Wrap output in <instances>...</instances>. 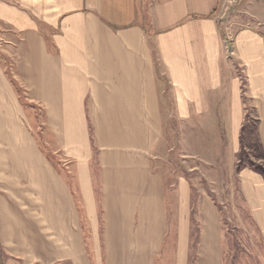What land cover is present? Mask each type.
Returning <instances> with one entry per match:
<instances>
[{
	"label": "crops",
	"instance_id": "0c3cea01",
	"mask_svg": "<svg viewBox=\"0 0 264 264\" xmlns=\"http://www.w3.org/2000/svg\"><path fill=\"white\" fill-rule=\"evenodd\" d=\"M219 5L0 0L6 253L27 264H224L216 203L202 195L198 223L190 182L168 179L153 162L173 118L198 126L206 114L239 149L246 104L236 64L264 153V34L244 28L231 40ZM8 62L42 121L20 101ZM238 176L264 240V174L243 166Z\"/></svg>",
	"mask_w": 264,
	"mask_h": 264
},
{
	"label": "rangeland",
	"instance_id": "374dc122",
	"mask_svg": "<svg viewBox=\"0 0 264 264\" xmlns=\"http://www.w3.org/2000/svg\"><path fill=\"white\" fill-rule=\"evenodd\" d=\"M218 16L231 40L237 31L244 28H257L264 34V0H220ZM5 66L27 112L34 113L38 121H42V111L30 109L23 88L10 74L9 62ZM236 74L240 76L246 104L244 133L239 149L229 140L224 127L205 124L206 114H202L198 126L173 118L174 125L166 127V141L156 150L153 162L168 179L178 180L184 176L190 182L194 189L198 223L202 195H209L216 203L222 213L226 264H264V240L241 196L238 176V170L243 166L264 172V153L255 136V115L250 106L252 100L242 64H236ZM219 112L222 109L216 111ZM56 158L63 167L64 157L56 155ZM0 264L27 263L0 247Z\"/></svg>",
	"mask_w": 264,
	"mask_h": 264
},
{
	"label": "trees",
	"instance_id": "16d2710c",
	"mask_svg": "<svg viewBox=\"0 0 264 264\" xmlns=\"http://www.w3.org/2000/svg\"><path fill=\"white\" fill-rule=\"evenodd\" d=\"M263 174H264V172H263ZM226 255H227V254H226V251H225V249H224V264H226V262H225V261H226Z\"/></svg>",
	"mask_w": 264,
	"mask_h": 264
}]
</instances>
